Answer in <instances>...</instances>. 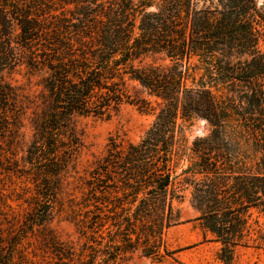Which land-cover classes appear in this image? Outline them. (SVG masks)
<instances>
[{
	"label": "trees",
	"instance_id": "16d2710c",
	"mask_svg": "<svg viewBox=\"0 0 264 264\" xmlns=\"http://www.w3.org/2000/svg\"><path fill=\"white\" fill-rule=\"evenodd\" d=\"M261 1L0 0V129L7 131L21 121L32 105L33 135L23 165L29 167L34 196L26 221L39 227L41 243L57 258L48 264L95 262L82 255L75 261L70 250L45 233L54 202L50 194L76 170L83 143L74 119L109 118L126 103L157 111L156 118L138 144L125 147L124 141L110 139L113 161L105 169L110 181L105 189L122 192L123 211L143 194L138 210L148 219L151 209L167 201L170 187V199L180 202L177 193L189 188L192 209L205 232L221 243L222 260L231 264L234 249L246 238L248 211L258 206L264 211ZM66 5H74L71 17L70 10L56 13ZM157 56L168 64L136 66ZM22 66L29 75L41 77L38 101L4 80ZM130 84L154 98L157 106L151 108L139 93L131 95ZM195 121H205L209 134L188 148L185 130ZM3 157L7 163L12 159L6 158L0 143V264H22L26 257L16 261L14 256L17 231L4 228L1 191L11 169L5 168ZM182 160L190 162L185 176L171 180ZM115 166L121 172L114 171ZM103 167L98 164L89 181L94 196ZM168 208L171 211V204ZM125 222L133 226L130 218ZM147 223L143 235L151 228ZM149 236L146 233L144 249L148 255L154 251ZM124 241L123 254L139 246V237L133 244L128 233Z\"/></svg>",
	"mask_w": 264,
	"mask_h": 264
},
{
	"label": "rangeland",
	"instance_id": "374dc122",
	"mask_svg": "<svg viewBox=\"0 0 264 264\" xmlns=\"http://www.w3.org/2000/svg\"><path fill=\"white\" fill-rule=\"evenodd\" d=\"M64 10H70L67 15L71 17L74 5H66L65 8L57 9L56 13L60 14ZM262 48L264 49V46ZM150 64L164 66L168 61L157 56L146 57L142 62H136V66ZM4 80L19 93L29 96L31 100L38 101V96L43 90L41 77L29 75L23 66L6 74ZM128 90L131 95H135L139 93L140 87L130 84ZM139 95L141 98H148L152 104L151 108L157 106L154 98L148 97L145 93ZM30 107L21 121L7 131L0 129V143L5 148V156L12 158L7 163L3 157V162H6L5 168L11 170H7L5 175L6 184L1 191L3 199L1 207L7 217L4 228L13 227L17 231L13 234L12 240L19 242L14 253L15 260H20L22 255L27 261L22 264H48L55 263L57 258L41 243L39 227L26 221L32 209L29 206L30 199L34 196V184L30 180L29 167L23 165L25 150L33 135L30 121L33 107L32 105ZM156 113L157 111L153 110L142 111L135 105L126 103L118 113L109 118L88 116L74 119L83 147L75 162L76 170L64 178L55 190L56 193L50 194L54 202L51 204L49 219L47 218L48 222L44 228L45 233L49 234L59 247L74 254L75 261L82 255L86 261L95 259L93 264H226L221 257V243L216 242L211 234L205 232L202 222L198 219V213L190 205L189 188H182L177 193L182 196L180 202L170 199L172 192L170 187L167 201L158 203L151 209L148 219L141 218L138 210L143 194L133 205L126 203L124 209L127 211H123L122 192L105 189V185L110 182L105 169L110 161H113L108 153L110 139L124 141L125 147L129 143L138 144L152 127ZM208 134L209 129L205 121H195L185 130L186 146L191 147L194 140ZM15 162H18V167L13 164ZM98 164L105 168L101 169L103 180L94 196L89 181L93 179L92 172ZM189 165L190 162L185 160L177 164L171 180L176 176L183 178L184 171ZM251 166L255 173L257 170L255 164ZM115 167L112 168L114 171L121 172L119 166ZM257 195L258 198L261 197V193L258 192ZM169 204L172 206L171 211L168 208ZM128 218L133 224L131 227L125 222ZM246 218V238L234 249L231 264H264V211L260 206L251 208ZM145 223L151 226L144 232L145 235L146 233L150 235L149 245L154 247L153 254L150 255L144 250L146 239L142 232ZM158 223H162V227H159ZM124 233L129 234L133 244H136L139 237L137 249L126 254L120 250L127 248Z\"/></svg>",
	"mask_w": 264,
	"mask_h": 264
}]
</instances>
